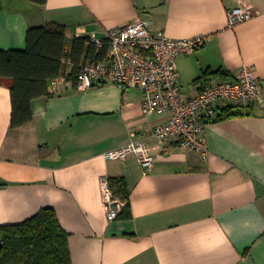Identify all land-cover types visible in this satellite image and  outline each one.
I'll return each instance as SVG.
<instances>
[{"label":"crops","instance_id":"1","mask_svg":"<svg viewBox=\"0 0 264 264\" xmlns=\"http://www.w3.org/2000/svg\"><path fill=\"white\" fill-rule=\"evenodd\" d=\"M251 10L229 25V11ZM145 21L173 40L205 37L177 58L179 86L194 96L205 78L232 80L250 67L264 94V0H0V50H23L30 28L58 24L75 37ZM71 68H69L70 72ZM11 81L0 83V225L55 210L69 234L72 264H264V99L244 116L205 126L208 158L161 143L142 93L107 83L79 91L62 82L32 102L33 120L11 127ZM132 140L154 157L108 155ZM124 178L131 216L109 220L102 181Z\"/></svg>","mask_w":264,"mask_h":264},{"label":"built area","instance_id":"2","mask_svg":"<svg viewBox=\"0 0 264 264\" xmlns=\"http://www.w3.org/2000/svg\"><path fill=\"white\" fill-rule=\"evenodd\" d=\"M229 25L248 19L251 10L238 7L229 11ZM108 58L98 63L85 65L79 77L77 89L86 91L102 83L120 88H135L142 93V108L145 115L168 114V120L154 127L153 133L161 142L178 140L180 146L208 158V149L203 137L207 123L216 115L220 102L248 108L264 99L263 88L250 67H243L232 80L205 78L199 93L186 96L179 86L177 58L191 55L205 44V37L173 40L164 32H152L145 21L117 26L108 31ZM99 46L100 41L94 40ZM64 77L55 79L51 88L65 82ZM137 157L144 174L154 165V157L141 143L132 140L108 157L113 160ZM102 199L109 220L117 219L124 204L117 199L108 179L102 181Z\"/></svg>","mask_w":264,"mask_h":264},{"label":"trees","instance_id":"3","mask_svg":"<svg viewBox=\"0 0 264 264\" xmlns=\"http://www.w3.org/2000/svg\"><path fill=\"white\" fill-rule=\"evenodd\" d=\"M28 1L36 5L47 2ZM100 43L99 46L90 37H75L67 44V28L50 24L30 28L25 49L0 50V83L4 79L11 81V127L17 129L33 120L32 102L52 95L49 88L53 80L64 77L77 87L85 65L106 60L109 41ZM244 109L227 106L214 123L244 116ZM108 181L114 196L124 204L117 218L130 217L126 180L120 177ZM0 264H72L69 234L55 210L44 208L22 223L0 225Z\"/></svg>","mask_w":264,"mask_h":264}]
</instances>
